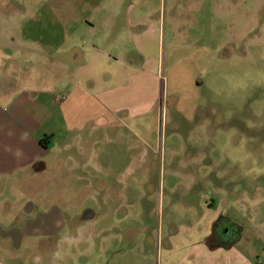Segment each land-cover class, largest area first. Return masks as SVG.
Listing matches in <instances>:
<instances>
[{
	"label": "rangeland",
	"instance_id": "1",
	"mask_svg": "<svg viewBox=\"0 0 264 264\" xmlns=\"http://www.w3.org/2000/svg\"><path fill=\"white\" fill-rule=\"evenodd\" d=\"M100 14L117 46L105 20L79 23ZM131 14L146 20L134 28L144 56L125 34ZM123 41L150 60L151 113L57 131L46 171L0 180V264H179L234 223L243 253L264 261V0H0V93L31 75L62 92L77 77L122 83L103 76L117 71L103 55L128 64Z\"/></svg>",
	"mask_w": 264,
	"mask_h": 264
},
{
	"label": "crops",
	"instance_id": "2",
	"mask_svg": "<svg viewBox=\"0 0 264 264\" xmlns=\"http://www.w3.org/2000/svg\"><path fill=\"white\" fill-rule=\"evenodd\" d=\"M33 11L34 9L30 14ZM25 12L26 8L23 7L22 11H19L20 16L15 18L17 24L15 28L20 35L24 34V26L28 25L21 23L27 16ZM101 16L97 15L94 20L88 19L85 24L79 23L86 26L87 31H92L97 25L102 26L105 20L106 26L101 36L106 41L110 38V45L117 46L121 41L122 31L118 27L115 28L113 15L105 19L104 15ZM18 17L21 22L17 20ZM144 18L141 14H131L125 34L138 41L144 39V34H136L134 31L136 26L146 23ZM8 35L12 36L13 33ZM45 46H49L48 41ZM123 46V49L129 50V47L128 49L125 47V42ZM92 48L95 53L101 49L98 46ZM40 50L38 52H41ZM146 52L144 39L143 44L138 47V53L144 56ZM128 54H132L128 64L124 63L126 58L124 60L122 58L120 63L118 58L112 59L110 54L103 55L110 67L113 64L117 66V71H107L108 73H103V76L106 79L112 78L115 74L125 77L122 83L107 88L95 89L93 82L87 85L77 77L78 80L76 79L73 87L68 92H62L55 89L54 78L51 81L48 79L50 76L46 78L42 75L22 76L13 81L14 85L10 83V86H6L0 93V180L10 178L15 187L17 180L24 176L30 177L46 171L49 159L45 160V157L48 158L51 154L53 137L57 131L68 133L75 129H83L90 120H95L98 125L103 116L114 118L122 112L128 116L150 114L152 111L150 83H147L143 76L145 68H151L150 60L144 57L142 61L136 63L135 49L129 50ZM95 63V60L89 61L88 66H94ZM62 68L64 71L70 70L66 65ZM45 70L50 72L49 68ZM96 74L99 75L95 72L92 77L95 78ZM20 82H25V85L19 86ZM46 136L50 137L48 145L41 142ZM40 163L42 167L39 166ZM238 228L239 225L236 223L233 226L232 224L220 226L225 235L233 236L229 244H210L206 237L203 243L196 245L193 251L183 256L179 264H264L261 260L254 263L243 253L240 248L242 236L236 232Z\"/></svg>",
	"mask_w": 264,
	"mask_h": 264
},
{
	"label": "trees",
	"instance_id": "3",
	"mask_svg": "<svg viewBox=\"0 0 264 264\" xmlns=\"http://www.w3.org/2000/svg\"><path fill=\"white\" fill-rule=\"evenodd\" d=\"M49 140H50V137L46 136L45 138L41 139V142L44 145H48V143L50 142ZM215 230H216V227L214 229V232H216ZM214 232L208 237V242L210 244H216V243L223 244L224 243L225 245H227V244H229L230 240L233 238V236L230 235L229 238H227L226 240L219 241L218 238L216 237V234Z\"/></svg>",
	"mask_w": 264,
	"mask_h": 264
}]
</instances>
